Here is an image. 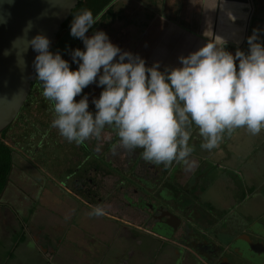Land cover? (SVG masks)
I'll return each instance as SVG.
<instances>
[{
    "label": "flooded vegetation",
    "instance_id": "flooded-vegetation-1",
    "mask_svg": "<svg viewBox=\"0 0 264 264\" xmlns=\"http://www.w3.org/2000/svg\"><path fill=\"white\" fill-rule=\"evenodd\" d=\"M88 87L92 89L93 85L85 87L81 95H89ZM40 91L42 84L37 79L4 137L24 164L25 169L20 171L25 175L22 185L12 182L15 194L5 196L9 179L0 197V264H264V237L254 224L237 228L228 238L207 234L199 214L184 204L186 199L177 200L168 190L167 186H174L171 168L144 161L142 149L134 150L124 168L115 160H107L111 171L99 165L94 158H100L99 152L95 150L91 154L85 151L84 159L70 158L82 152L63 137L61 143L52 142L59 135L49 123V116L54 114L52 102L37 97ZM39 103L47 104L42 113L49 114L42 122L43 129L31 121L30 115L33 104ZM16 125L18 132L14 131ZM104 129L114 133L109 126ZM17 135L20 140H15ZM54 145L63 146L67 153L59 169L64 177L50 176L45 163L38 170L39 180L28 168L36 170L34 158ZM135 157L141 161L131 168ZM109 177L117 179V191H102ZM110 193L111 207L107 204ZM117 198L127 212L114 207ZM51 199L58 206L52 207ZM97 207L103 209L102 215L91 214ZM73 209L76 220L70 223L66 214ZM59 220L69 223L61 237L54 231ZM228 243L234 244L231 250L226 247Z\"/></svg>",
    "mask_w": 264,
    "mask_h": 264
},
{
    "label": "clouds",
    "instance_id": "clouds-1",
    "mask_svg": "<svg viewBox=\"0 0 264 264\" xmlns=\"http://www.w3.org/2000/svg\"><path fill=\"white\" fill-rule=\"evenodd\" d=\"M94 23L87 8L72 16L69 35L83 44V49L70 52L75 69L59 51L49 50L46 35L27 39V48L36 53L32 66L42 84L41 95L52 102L51 127L68 142L99 141L109 126L118 137L113 154L117 148L129 153L142 149L146 162L165 168L177 163L192 171L198 166L189 144L193 125L202 138L201 149L209 151L235 129L251 135L264 130V43L256 29L246 39V51H228L225 38L212 36L202 47L179 56V67L161 70L158 61L146 65L103 30L88 35ZM93 83L101 91L92 98L90 111L88 95L81 93ZM91 214L102 215L103 209Z\"/></svg>",
    "mask_w": 264,
    "mask_h": 264
},
{
    "label": "crops",
    "instance_id": "crops-1",
    "mask_svg": "<svg viewBox=\"0 0 264 264\" xmlns=\"http://www.w3.org/2000/svg\"><path fill=\"white\" fill-rule=\"evenodd\" d=\"M254 1L257 8L253 21H257V34L264 43V0ZM208 4V0H115L108 11L95 20L88 35L94 30H103L114 44L124 51L138 54L148 66L158 61L161 70L165 67H179V56H186L204 45L199 40V31L202 26L207 31L211 27L206 13ZM171 24L189 31L172 35L169 33ZM228 28L230 37L242 38L243 33L238 32L239 29L234 26ZM191 31L193 35L189 33ZM66 35L67 32L63 37ZM66 42L67 46L59 52L62 57L67 56V60L69 58L70 67L75 69L77 65L71 63L70 52L74 48L83 49V44L73 37ZM247 47L246 43L230 51L235 52L237 48L246 51ZM92 85L96 86L95 83ZM79 98L77 96L74 99ZM53 116H49L50 124ZM111 129L114 133H110L111 142L106 144L107 149L118 140L115 130ZM104 132L109 134L108 130ZM197 133L198 129L193 125L189 133V144L193 147L191 155L198 161V166L192 171H185L181 164L170 165L174 186H167L168 190L177 200L186 199L184 204H189L190 210L199 214L205 232L215 238L231 237L237 228L243 229L251 224L264 237V130L251 135L243 128L235 129L230 135L223 134L219 144L210 151L201 149L203 141ZM52 142L61 143V136L58 135ZM75 145L82 153L80 156L69 157L84 159L85 148L99 152L101 139H89ZM137 159L135 157L131 168L141 161ZM14 163L16 168L13 167L11 172V183L5 196L16 192L12 189V174L15 173L19 179L17 185H22L24 180L25 174L20 170L25 167L18 155H15ZM54 206H58V203L54 202ZM56 215L59 219V214ZM66 215L67 220L74 223L76 209L67 211ZM68 225L60 220L55 222L56 236L61 237Z\"/></svg>",
    "mask_w": 264,
    "mask_h": 264
},
{
    "label": "water",
    "instance_id": "water-1",
    "mask_svg": "<svg viewBox=\"0 0 264 264\" xmlns=\"http://www.w3.org/2000/svg\"><path fill=\"white\" fill-rule=\"evenodd\" d=\"M80 1L0 0V133L11 126L20 115L37 80L32 66L36 53L31 47L27 48V39L42 33L50 39L51 50L63 23L68 20ZM208 2L206 13L211 27L208 31L203 26L200 28L199 40L205 44L212 36H221L227 40L228 51L245 45L247 37L254 29L257 30V25L253 21V14L257 8L255 1L208 0ZM209 9L212 13L210 15ZM229 26L239 29L238 32L243 33L242 38L230 37ZM170 27L169 33L172 35L176 32L183 34L189 31L176 24H171ZM189 33L193 35L194 32ZM5 50L9 51L7 56L4 55ZM232 245L234 244L228 243L226 247L231 250Z\"/></svg>",
    "mask_w": 264,
    "mask_h": 264
},
{
    "label": "rangeland",
    "instance_id": "rangeland-1",
    "mask_svg": "<svg viewBox=\"0 0 264 264\" xmlns=\"http://www.w3.org/2000/svg\"><path fill=\"white\" fill-rule=\"evenodd\" d=\"M257 21H255L256 23ZM254 23V25H255ZM63 33H60L59 37L57 38V41L56 43L53 45L52 49L50 51L52 52H56V51H62V49H64L66 46H67V40L71 37L69 35V32H67V35L65 37H63L62 35ZM64 59L67 60V56L66 57H63ZM69 60V58H68ZM89 88V95H88V98H89V102H90V106H89V110H93L94 111V106L92 105L91 103V100L93 97H98L99 94H100V91H101V87H97V86H93V88L91 89L90 87ZM41 92V91H40ZM38 92L36 93V95H39L37 97H40L41 93ZM42 97V95H41ZM33 104V113H31V118L33 117V119L31 120L32 122H35L38 124L39 127H42V122H44L46 120V117L49 116V114H45V113H42L44 112L46 109H47V104ZM35 106V107H34ZM41 112V113H39ZM47 121V120H46ZM19 125V124H18ZM18 125H16V127L14 128V131L15 132H18L19 131V128H18ZM32 128V126H31ZM43 129V127L41 128ZM105 129L102 130V133H101V146H100V150H99V157L100 158H97L95 155H94V158L96 160H98V163L100 166H103V169H107V170H110L111 171V165L110 163H108L107 160L109 161H116L115 164L118 165L120 168H124V165L127 164V159H129L130 157H132L134 154H135V151L133 150L131 153L129 152H126V151H123L119 148L116 149V152L115 154H113V151H112V146L110 149H107L108 146H106L107 143H110L111 142V134L109 133H105L104 132ZM15 140H20V137L17 135L16 139ZM15 141H8L9 144H14ZM118 143V140H116L115 144ZM15 145H16V142H15ZM85 151L90 153L91 154V151H89L87 148H85ZM102 155L106 158L104 160V158L102 157ZM67 157V153L65 152V149L63 146H58V145H54V147H49L48 149L45 150V152L40 155V156H36L33 160V165L35 164L36 165V170H34L33 168H28L29 169V173L32 174L34 177H36L37 179L40 180L39 176V171L40 169H43V166L44 164L46 163V168L48 169L49 171V174L50 176H57V177H60V178H63L64 177V172H62V170L59 171L60 167L62 166V164L64 163L63 161L65 160V158ZM134 158V157H133ZM42 160V161H41ZM48 161V162H46ZM22 167V165H21ZM18 179V177L14 174H12V181L13 182H16ZM19 180V179H18ZM102 181V179H100ZM117 179L115 178H107L104 182V189L102 191L104 192H108V191H115L116 189H114L115 187V183L114 181H116ZM125 180L127 182H129L128 180V177L125 178ZM134 187L136 189H139V185L138 184H133ZM13 189V187H12ZM117 191V190H116ZM103 192V193H104ZM47 193V192H46ZM147 193V192H146ZM48 194V193H47ZM103 195H106L103 194ZM109 200H107V204H109V206L111 207V193H110V196L108 197ZM115 206H114L118 211L122 212V213H125L127 212V209L125 211L124 208H122V205L120 203V199H115ZM50 204L53 205L54 204V201L51 199L50 200ZM129 211V210H128ZM129 213V212H128Z\"/></svg>",
    "mask_w": 264,
    "mask_h": 264
},
{
    "label": "trees",
    "instance_id": "trees-1",
    "mask_svg": "<svg viewBox=\"0 0 264 264\" xmlns=\"http://www.w3.org/2000/svg\"><path fill=\"white\" fill-rule=\"evenodd\" d=\"M114 1L115 0H81L78 6L72 11V14L68 18V20L63 23L60 33L69 32V26L72 16L82 9H89L96 20L99 16L104 15L108 11L109 6ZM60 33L58 34V37ZM8 129L9 127L0 134V197L2 196L10 179L15 158V152L13 148L4 140L5 134ZM111 131L113 130L111 129Z\"/></svg>",
    "mask_w": 264,
    "mask_h": 264
}]
</instances>
